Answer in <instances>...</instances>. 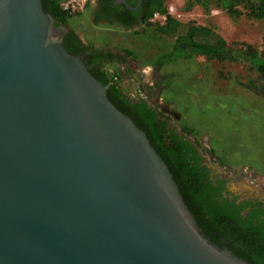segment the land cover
<instances>
[{
  "label": "water",
  "instance_id": "water-1",
  "mask_svg": "<svg viewBox=\"0 0 264 264\" xmlns=\"http://www.w3.org/2000/svg\"><path fill=\"white\" fill-rule=\"evenodd\" d=\"M106 92L41 0H0V264H249Z\"/></svg>",
  "mask_w": 264,
  "mask_h": 264
},
{
  "label": "rangeland",
  "instance_id": "rangeland-1",
  "mask_svg": "<svg viewBox=\"0 0 264 264\" xmlns=\"http://www.w3.org/2000/svg\"><path fill=\"white\" fill-rule=\"evenodd\" d=\"M163 1L177 20L211 27L230 46L250 44L259 48L263 42L264 19L250 18L244 13L234 17L214 4L209 10L198 4L186 9L187 0ZM89 15L85 12L80 18L75 16L63 26L76 30L86 43L95 40L97 47L105 52L112 51L115 56L116 51L121 52L120 56L128 60L133 72L145 77L150 90L156 88L151 83L154 73L160 81L163 74L174 72L172 88L165 94L176 103L168 102L161 94L158 99L180 117V120L170 119L180 128L191 129L192 137L205 148V153L231 171L232 182L259 184L264 198V97L255 89L239 84L251 80L259 84L258 75L249 64L241 60L219 62L195 56L187 62L182 60L159 67L154 64L155 58L167 51L172 38L147 36L146 32L148 35L154 32L144 26L135 34L110 24L93 25ZM123 49L132 54L126 55ZM109 67L122 77L124 65L113 62ZM134 86L132 81H126L125 88L134 89Z\"/></svg>",
  "mask_w": 264,
  "mask_h": 264
},
{
  "label": "trees",
  "instance_id": "trees-1",
  "mask_svg": "<svg viewBox=\"0 0 264 264\" xmlns=\"http://www.w3.org/2000/svg\"><path fill=\"white\" fill-rule=\"evenodd\" d=\"M60 2L61 0H48L47 2L41 0L43 10L50 12L54 19V26L61 34L64 48L69 53L82 58L88 66V71L97 80L107 85L106 94L111 103L129 116L133 123L145 133L151 146L167 165L201 232L216 245L226 247L249 264H264V223L259 218L264 210H257L256 207L244 217L240 214V211L244 209L243 205L238 208L234 207L235 198L229 201L216 199L212 195L208 196L205 180L200 173L205 171H198L197 161L192 158L196 156L195 151H191L186 142L179 141L174 130L167 128L166 121L161 119L160 113L146 100L132 97L125 92L120 85V74L109 67L113 63L112 59L117 56L101 50L97 47L95 40L84 42L76 30L66 25L63 26L64 22L75 16L80 18L85 12L91 14L93 23L97 25L99 18L94 13L92 14L93 5L87 3L83 11L76 13L63 10ZM195 4L202 6L205 10H209L210 5L214 4L234 17L244 13L250 18L264 19V0H187L185 8L190 9ZM148 9L142 26L151 29L154 33L148 35L146 32V35L150 37L162 35L173 39V43L167 45V51L156 56L155 65L159 64L160 67L161 64H175L182 60L187 62L193 60L195 56H204L207 60L219 62L245 61L250 69L257 73L259 84L256 85L252 80L247 83L239 82V84L248 89H255L264 97V39L259 48L250 44L230 46L211 27L182 23L177 20L168 13L163 0H151ZM154 12L166 15L163 23L148 21ZM108 22L112 24V21ZM123 24L124 27L130 28L134 23L123 22ZM134 33L140 32L137 29ZM124 53L132 54L128 50H124ZM123 60L124 57L120 56L117 62ZM171 73L163 74L160 81L154 85L161 89V95L165 100L176 103L173 98L165 94L168 89L172 88L175 73ZM181 129L187 135L192 136V131L188 127L183 126ZM190 151L193 155H190ZM191 160L194 161L193 165L190 164ZM245 205L250 204L245 202Z\"/></svg>",
  "mask_w": 264,
  "mask_h": 264
},
{
  "label": "flooded vegetation",
  "instance_id": "flooded-vegetation-1",
  "mask_svg": "<svg viewBox=\"0 0 264 264\" xmlns=\"http://www.w3.org/2000/svg\"><path fill=\"white\" fill-rule=\"evenodd\" d=\"M43 1L47 2L48 0ZM150 2L151 0H95L92 14L94 13L95 16L99 18L97 25L109 24L108 21L110 20L112 21V24L110 25L132 32L142 26L144 16L148 13V4ZM45 13L51 15L50 12ZM89 17L92 24L95 25L91 14ZM123 22L134 24L130 28H127L124 27ZM54 29L56 35L61 39L60 32L57 31L55 26ZM103 53L105 54V52ZM116 53L117 57H113L114 59H112V62H117L118 57L122 55L119 51H116ZM120 64L124 65V68L122 71V77H120L119 80L120 85L123 87L125 92L132 97L143 98L146 100L158 113H160L161 119L165 120L167 123V128L174 130L177 137H179V141L186 142L188 148H190L191 151H195L196 156H192V158L197 161L198 171H205L204 173H200L203 176V180H205V188L208 196L212 195L216 199H227L229 201L232 200L231 198H235L234 207L238 208L243 205L244 209L240 211V214L244 217L251 209H256V207L257 210H264V198L261 196L259 184H252V182L242 183L240 180H234L235 182H232L230 175L231 171H228L227 167L224 165L222 166L221 163L215 160V158H213L207 151L206 152L208 154L205 153V148L198 141L183 132L182 129L175 125V122L170 119L171 117L175 120H180V117L173 110H171L166 103L159 102L158 99L161 93H159L158 88L156 87L154 90H150L148 83L144 79L145 77L143 75H136L133 72V69L130 68L128 60L120 61ZM128 80L132 81L135 85V88L132 89L133 91L125 88L126 81ZM158 82L159 78H157L154 73V78L151 83L154 85ZM165 109L168 111H165ZM190 155H193V153L191 152ZM190 162L191 165L194 164L193 160ZM245 202L250 205H245ZM259 218L264 223V213L261 214Z\"/></svg>",
  "mask_w": 264,
  "mask_h": 264
},
{
  "label": "built area",
  "instance_id": "built-area-1",
  "mask_svg": "<svg viewBox=\"0 0 264 264\" xmlns=\"http://www.w3.org/2000/svg\"><path fill=\"white\" fill-rule=\"evenodd\" d=\"M94 1L95 0H61L60 6L63 10H67L69 12H79L85 7L87 3L92 6ZM165 18V14L154 12L148 21L151 23H163Z\"/></svg>",
  "mask_w": 264,
  "mask_h": 264
},
{
  "label": "crops",
  "instance_id": "crops-1",
  "mask_svg": "<svg viewBox=\"0 0 264 264\" xmlns=\"http://www.w3.org/2000/svg\"><path fill=\"white\" fill-rule=\"evenodd\" d=\"M131 91H133L132 89H130Z\"/></svg>",
  "mask_w": 264,
  "mask_h": 264
}]
</instances>
